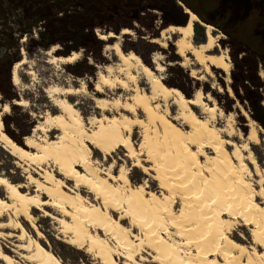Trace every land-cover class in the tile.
Wrapping results in <instances>:
<instances>
[{
    "label": "rangeland",
    "instance_id": "1",
    "mask_svg": "<svg viewBox=\"0 0 264 264\" xmlns=\"http://www.w3.org/2000/svg\"><path fill=\"white\" fill-rule=\"evenodd\" d=\"M111 1L114 2V0ZM116 1L118 0H115V3ZM186 1L189 5L197 7L208 20L218 23L219 27L208 25L199 17V20L193 24V44L200 45L195 39V25L199 23L206 31L205 42L209 40V35L214 38L213 50L209 54L222 56L229 64L228 71L211 65L206 70V67L199 64L189 53L182 58L174 44L179 37L178 34L166 35L162 39L166 42L164 47L152 41L154 38L161 37L167 26H181L180 23L183 20L188 21L190 18L186 11L195 13L183 0H146L134 9H125V2L120 1L114 7L117 16L107 22H101L98 17L101 13H99L100 0H49L47 2L43 0L41 6L25 1L16 12L15 10L8 11L9 13L6 11L8 15L5 20L0 21V120L4 125L3 133L31 152L36 150L25 146L24 139L28 136L38 142L42 139H47L48 142L57 140L61 131L52 129L46 132L36 129L38 125L44 124V118L48 113L58 115L61 112L48 97V90L51 87H73L78 90L75 95L59 97L70 101L86 119V123L92 117L116 115L117 112L113 108L111 112L101 110L97 107L96 101L101 98L110 101L119 98L129 101L134 92L131 89L104 88V93L99 94L95 85L102 75L113 79L115 77L125 79L123 74L108 72L109 68L115 70L123 65L112 48L115 44H120L124 53L135 52L151 69L155 66L152 62L153 57H159V62L164 66L160 75L167 87L178 88L187 97H193L201 92L204 102L216 107L215 114L205 113L201 107H193V111L221 131L224 139L232 141L235 147L248 146V150H243V154L245 156L249 153L254 154L261 169V176L256 175L254 166L247 162L251 171L253 170L251 176L247 175V179H250L256 188L264 187V124L254 118L249 103L243 100L246 99L243 91L241 90L238 95L235 90L236 86H241V81L235 80V76L240 78V68L247 62L245 68L248 73L244 76L252 83L257 81L256 76L261 80L257 85L261 89L264 109V60L261 57L254 59L251 52L247 50V43L238 37V30L241 33L246 31L248 26L254 27L256 19L252 16L253 19L248 20L249 14L253 10L258 13L264 10V0ZM246 17L247 20H245ZM124 29L133 32L128 35L122 34ZM111 32L116 35V38L109 40L100 38L101 35L108 36ZM250 35L254 37L253 33ZM92 37L96 38L99 44L93 43ZM256 37H260L263 44V37L260 35ZM255 41H257L256 38ZM53 48L56 50L48 56L46 53ZM241 49L244 51L240 52ZM72 53L80 55L75 62L66 64L55 60L56 57L65 58ZM245 57L248 61L243 59ZM257 59L259 63L256 69L254 61L256 62ZM23 61L24 63L17 67L20 81L14 84L12 79L14 66ZM138 84L140 90H150V85L142 74L139 75ZM130 86L134 88L133 85ZM16 101H22V105H15ZM155 104H159L161 112L168 110V114L172 117L178 110V106L173 104L172 100L159 101ZM6 105L8 108L5 111ZM137 116L145 119L140 111ZM92 128L95 127L92 126ZM184 129L188 131L190 128L184 126ZM253 130L258 134L257 142H251L249 139ZM142 133L143 130L140 127L134 126L131 138L136 147L142 141ZM234 146L229 147V152H232ZM6 148L0 143V175L5 176L13 184L23 186L22 191L30 195L35 194L37 190L35 180L43 181L46 171L55 173L60 179L63 178L57 172L52 158L46 161L32 158L20 159ZM92 150L91 159L96 162L98 169H105V171L111 169L114 176L120 172L127 173L132 185H145L147 190L160 195L164 203L168 205V209H171L169 214L163 215L164 219L161 218L160 223L149 222L150 220L130 213L128 205L120 206L117 211L110 210L112 217L125 226V234L127 238H130L131 244L124 247L117 244L110 235H105L98 229L95 232L109 240L110 244L118 249L117 261L120 264H173L170 256L157 252L156 237L162 234L166 240L175 244L174 249L180 254L182 264H186L185 253L193 252L194 247L190 249V246H184L183 233L177 232V228L170 221V218L181 221L182 200H179V190L168 193L161 189L159 181L154 179V170L146 174L142 169L135 167L134 159H130L126 155V149L122 147L109 157H104L94 148ZM206 151L209 156L213 154L211 149ZM139 159L145 167L153 168V164L147 161L143 154L139 156ZM201 160L203 161L204 157H201ZM65 183L68 189L85 196L89 203L101 204L99 199L87 191V188L80 187L76 190L74 182L65 179ZM41 195L45 200L48 199L46 195ZM0 196L8 200L3 186H0ZM167 198H171L170 203L166 200ZM258 201L263 200L259 198ZM1 213L0 222L18 220L24 223L32 236L37 238L35 231L30 228L24 217L16 216L13 210L4 209ZM33 217H35V224L44 234L43 240L37 238L41 245L52 251L65 264H101V259L86 252L87 249L73 247L65 241L69 233L61 232L62 227L58 219L69 220V218L63 216L57 209L49 206L34 209ZM234 229L232 235L235 240L246 246H253L250 239L251 232L249 228L243 226L240 219L236 220ZM17 234H19L18 230L0 228V245L11 256L15 255L11 250L14 248L13 245L21 244L14 236ZM257 251L262 252L263 249L257 247Z\"/></svg>",
    "mask_w": 264,
    "mask_h": 264
},
{
    "label": "bare ground",
    "instance_id": "2",
    "mask_svg": "<svg viewBox=\"0 0 264 264\" xmlns=\"http://www.w3.org/2000/svg\"><path fill=\"white\" fill-rule=\"evenodd\" d=\"M186 13L190 18L187 23L167 27L161 37L152 41L164 47L166 42L162 39L166 35L178 34L174 44L182 58L189 53L206 70L211 65L228 71L229 64L222 56L209 54L213 50L212 36H208L209 40L205 44H193V24L199 17L194 12ZM122 31L125 35L133 32L128 29ZM100 38L109 40L116 38V35L111 32ZM112 48L123 65L115 70L109 68L108 72L123 74L125 79L102 75L95 85L96 91L103 94L104 88H123L134 92L129 101L120 98L112 101L101 98L96 101L101 110L111 112L113 108L117 112L113 117H92L86 123L79 110L70 101L61 98L75 95L78 90L73 87H51L48 97L61 112L58 115L48 113L44 124L38 125L36 129L46 132L53 129L61 133L57 140L50 142L47 139L38 142L30 136L25 138V146L36 152L27 151L3 133L4 125L0 120V143L11 154L20 159L39 161L52 158L57 172L63 176L60 179L55 173L46 171L43 181L35 180L37 190L30 195L22 191L23 186L13 184L0 175V186L5 187L8 199L0 196V213L4 209L13 210L16 216L24 217L37 238L43 240L44 234L35 224L33 211L45 206L54 207L69 218L58 219L61 232L69 233L68 239H65L67 243L87 249L86 252L101 259V264H120L116 258L118 249L95 232L98 229L110 235L124 247L131 244L125 234V226L112 217L110 210L117 211L120 206L128 205L130 213L159 223L161 218L164 219L163 215L171 211L160 195L147 190L143 184L132 185L127 173L120 172L114 176L111 169H98L96 162L91 159L92 148L100 151L104 157H109L122 147L126 149V155L134 159L135 167L146 174L154 170V179L159 181L161 189L168 193L179 190V200H182L181 221L173 218L170 221L177 232L183 233L184 246H190V249L194 247L193 252L185 253L186 264H264V187L256 188L247 179V175L251 176L253 172L247 162L254 166L255 174L261 176L254 154L245 156L243 150H248L247 145L235 147L232 141L224 139L221 131L193 111V107H201L205 113L215 114L216 107L207 105L201 92L187 97L178 88L167 87L160 75L164 66L159 62V57H153L155 66L151 69L135 52L124 53L120 44ZM55 50L53 48L46 54L51 56ZM79 57V54L72 53L71 56L56 57L55 60L67 64L77 61ZM22 63L24 61L14 66V84L20 81L17 67ZM140 74L150 85L149 91L140 90ZM167 100H172L178 106L173 117L168 114V110L161 112L159 104H155ZM16 104L22 105V101H16ZM7 108L8 105L4 110ZM123 111L126 113H120ZM139 111L145 119L137 116ZM134 126L143 130L138 147L131 138ZM184 126L190 129L186 131ZM249 139L251 142L258 141L255 130L250 133ZM231 146L234 149L229 152ZM206 149H211L213 154L209 156ZM142 154L153 164V168L144 166L139 159ZM201 157H204L203 161ZM65 179L74 182L76 190L87 188L101 204H91L79 192L68 189ZM41 194L48 199L42 198ZM259 198L263 201L259 202ZM166 200L170 203L171 198ZM238 219L244 227L249 228L253 246H246L233 238L232 232ZM0 228L18 230L19 234L14 236L21 242L13 245L11 250L15 255L12 256L0 245V264H65L52 251L43 247L24 223L18 220L0 222ZM156 238L157 252L170 256L173 264H182L180 254L174 249L175 244L162 234ZM257 247L263 251H257Z\"/></svg>",
    "mask_w": 264,
    "mask_h": 264
},
{
    "label": "trees",
    "instance_id": "3",
    "mask_svg": "<svg viewBox=\"0 0 264 264\" xmlns=\"http://www.w3.org/2000/svg\"><path fill=\"white\" fill-rule=\"evenodd\" d=\"M25 1H27V0H20L19 2L16 0H0V21L5 20L6 15H8V14H6V11H7V13H9L8 11L12 12L14 10H15L14 12H16L17 9L20 8V6L22 4H24ZM47 1H49V0H47ZM34 2L37 3L38 5L43 4L42 3L43 0H34ZM183 2L186 5H188V7L190 9L195 11L197 16L200 17V19L202 20V22H205L208 25H212V26L216 25L217 27H219L218 23L210 21L205 16H203V14L199 11V9L197 7L189 5V3L186 0H183ZM249 15H250V17L248 20L251 21L253 19L251 17L253 16L256 19V23H255L254 27L248 26L247 30L243 31L241 33L238 30V35H239L238 37H240L241 39H243L247 43V45H248L247 50H249L251 52V54L253 55L252 57L254 59L256 57H258V59L261 57L264 60V10H261L259 13L256 12L255 10H253L252 12H250ZM247 17L245 18V20H247ZM186 21L187 20L185 19L180 24L183 25V23H185ZM195 28H196V36H195L196 41L198 42V44L205 43V40L207 39L205 28H203L199 23H197L195 25ZM251 33H253L254 37H252L250 35ZM256 35H260L261 37H263V39H262L263 44H261L262 41L260 40V37H256ZM255 38L257 39V41H255ZM92 42L99 44V41H97L96 38H93V37H92ZM242 51H244V49H241L240 52H242ZM249 56H251V55H249ZM243 59H247V58L245 57ZM258 59L256 62L254 61V66L256 67V69H257L258 63H259ZM247 61H248V59H247ZM245 66H247V62H246V64H243L240 68V71H239L240 78L235 76V80L241 81V84H240L241 86H239V87L236 86L235 90L237 91L238 95L241 92V90L243 91V95L246 96V99H243V100H246L249 103V106L252 109V113L254 115V118L257 121L264 124V109H263L262 100H261L262 94L260 92L261 89H259V87L257 85L258 82H260L261 80H259L257 78V76L255 77V79L257 81H254V83H252L251 80H248L247 77L244 76L245 73H248V70L245 68Z\"/></svg>",
    "mask_w": 264,
    "mask_h": 264
},
{
    "label": "flooded vegetation",
    "instance_id": "4",
    "mask_svg": "<svg viewBox=\"0 0 264 264\" xmlns=\"http://www.w3.org/2000/svg\"><path fill=\"white\" fill-rule=\"evenodd\" d=\"M16 1L19 2L20 0H16ZM27 1H31V3L34 2V0H27ZM100 1H101V6L99 8V13L100 12L101 13L98 14V17L100 18L101 22H107L108 20L112 21L117 16L114 7L115 5H117L118 2L120 1L125 2V9H129V8L134 9L136 7L138 8V5L146 0H118L116 1V3L115 0L114 2L111 0H100ZM45 2H47V0H45ZM22 5L20 7H22ZM135 11H136L135 13H137V9H135Z\"/></svg>",
    "mask_w": 264,
    "mask_h": 264
}]
</instances>
